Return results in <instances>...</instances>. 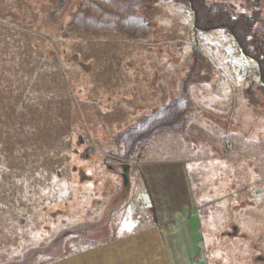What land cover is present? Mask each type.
Listing matches in <instances>:
<instances>
[{"label": "rangeland", "instance_id": "rangeland-1", "mask_svg": "<svg viewBox=\"0 0 264 264\" xmlns=\"http://www.w3.org/2000/svg\"><path fill=\"white\" fill-rule=\"evenodd\" d=\"M142 12L153 26L142 39L62 26L49 40L55 57L43 55L44 74L32 71L27 88L38 120L27 159L0 149V264H50L78 248L77 238L86 246L115 237L117 222L129 229L145 183L139 151L128 193L119 135L178 99L189 106L187 131L159 133L147 150L196 159L188 165L195 199L209 206L200 210L195 264H264V87L259 59L237 39L250 48L264 36V0H206L201 21L191 0H154ZM183 134H196V149ZM218 153L222 161H208ZM209 165L225 168L212 178Z\"/></svg>", "mask_w": 264, "mask_h": 264}, {"label": "trees", "instance_id": "trees-1", "mask_svg": "<svg viewBox=\"0 0 264 264\" xmlns=\"http://www.w3.org/2000/svg\"><path fill=\"white\" fill-rule=\"evenodd\" d=\"M191 1L198 21H201L206 0ZM153 2L154 0H0V19L7 23L0 24V149L12 147L20 160L27 159L33 143V125L38 121L35 120L37 113H31L37 95H32L27 88L32 82V71L38 75L44 74L41 67L43 55L55 57H52L50 51L54 54L56 48L49 40L62 26H67V30L73 35L81 31L101 35L119 33L142 39L153 28L152 23L145 20L142 11ZM11 22L16 24L18 30L8 26ZM237 39L248 57L251 56V50L254 57L259 59L264 75V36L253 40L250 48L245 47L239 37ZM26 40H29V47H26ZM38 42L43 43L42 50H38ZM29 65H32L33 70ZM38 84L34 83L33 87ZM23 96L27 104L22 103ZM27 97L31 98V104L29 100L27 102ZM21 107L25 111H21ZM188 113L189 106L183 99L155 110L119 135V158L125 165H129L140 149L150 145L159 133L182 132Z\"/></svg>", "mask_w": 264, "mask_h": 264}, {"label": "crops", "instance_id": "crops-1", "mask_svg": "<svg viewBox=\"0 0 264 264\" xmlns=\"http://www.w3.org/2000/svg\"><path fill=\"white\" fill-rule=\"evenodd\" d=\"M168 104L171 103L155 110L162 109ZM240 112L243 113V108ZM198 114L204 116L199 120L200 126L205 131L209 130L206 110ZM239 120L241 119L238 118L237 122ZM211 121L216 124L222 123L221 118H212ZM188 125L187 118L183 131L176 134L182 135L187 131ZM185 137H183L184 147L196 149L198 145L196 134L190 136L186 134ZM165 139L169 142L172 140ZM149 146L140 150L139 161L135 166L142 169L140 173L143 176L145 189L141 191L143 198L137 193L134 194V204L136 206L139 204V207L135 214L137 216L131 222H127L129 229H124L126 221L117 222L118 234L115 237L103 243L85 244L86 246L77 238L78 248L69 249L60 259L50 264H183V257H190L191 264H195V259L202 253L200 210L209 206V204L198 206L195 199L188 165L196 159L182 155L172 159H160L148 152ZM223 157L224 154L218 153L208 158V161H222ZM130 164L133 166L135 163ZM214 168L223 171L225 166L222 170V166L209 165L207 174L212 178L218 176L211 173ZM130 174L127 185L129 194L133 192ZM153 194L157 196L156 203Z\"/></svg>", "mask_w": 264, "mask_h": 264}, {"label": "water", "instance_id": "water-1", "mask_svg": "<svg viewBox=\"0 0 264 264\" xmlns=\"http://www.w3.org/2000/svg\"><path fill=\"white\" fill-rule=\"evenodd\" d=\"M122 168L124 170L123 176H124V178H127V182H128V180H129V173H130V170H131L130 169V165H123Z\"/></svg>", "mask_w": 264, "mask_h": 264}, {"label": "flooded vegetation", "instance_id": "flooded-vegetation-1", "mask_svg": "<svg viewBox=\"0 0 264 264\" xmlns=\"http://www.w3.org/2000/svg\"><path fill=\"white\" fill-rule=\"evenodd\" d=\"M260 61H259V69H260V74H259V80H260V84L261 85H264V75L262 73V70H261V66H260Z\"/></svg>", "mask_w": 264, "mask_h": 264}]
</instances>
